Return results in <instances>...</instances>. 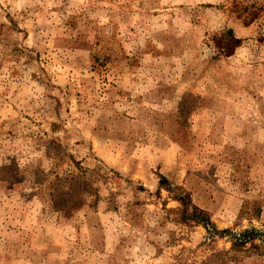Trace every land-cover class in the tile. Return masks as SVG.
<instances>
[{
	"label": "rangeland",
	"instance_id": "374dc122",
	"mask_svg": "<svg viewBox=\"0 0 264 264\" xmlns=\"http://www.w3.org/2000/svg\"><path fill=\"white\" fill-rule=\"evenodd\" d=\"M0 264H264V0H0Z\"/></svg>",
	"mask_w": 264,
	"mask_h": 264
},
{
	"label": "trees",
	"instance_id": "16d2710c",
	"mask_svg": "<svg viewBox=\"0 0 264 264\" xmlns=\"http://www.w3.org/2000/svg\"><path fill=\"white\" fill-rule=\"evenodd\" d=\"M211 39L213 40V43L219 47V53L228 55L230 54L234 47L239 45L241 42V39L236 37L232 30L227 28L223 30L222 32L215 33L212 35ZM159 182H163V177L160 178ZM183 204V202L181 201ZM53 206L55 207L54 203ZM207 227V223L204 225ZM257 232L255 231H244L239 236L232 235V247L236 246H242L244 243L248 240H252L256 237Z\"/></svg>",
	"mask_w": 264,
	"mask_h": 264
}]
</instances>
